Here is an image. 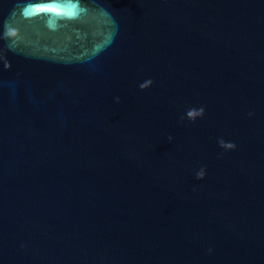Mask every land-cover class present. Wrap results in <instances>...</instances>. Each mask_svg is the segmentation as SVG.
Listing matches in <instances>:
<instances>
[{
	"label": "water",
	"instance_id": "obj_1",
	"mask_svg": "<svg viewBox=\"0 0 264 264\" xmlns=\"http://www.w3.org/2000/svg\"><path fill=\"white\" fill-rule=\"evenodd\" d=\"M0 264H264V0H0Z\"/></svg>",
	"mask_w": 264,
	"mask_h": 264
},
{
	"label": "clouds",
	"instance_id": "obj_2",
	"mask_svg": "<svg viewBox=\"0 0 264 264\" xmlns=\"http://www.w3.org/2000/svg\"><path fill=\"white\" fill-rule=\"evenodd\" d=\"M191 114V113H190ZM203 174L201 173L200 176H202Z\"/></svg>",
	"mask_w": 264,
	"mask_h": 264
}]
</instances>
